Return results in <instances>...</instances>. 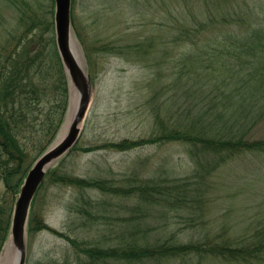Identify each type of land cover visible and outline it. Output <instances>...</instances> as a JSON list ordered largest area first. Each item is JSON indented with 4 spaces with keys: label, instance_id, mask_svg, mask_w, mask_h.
<instances>
[{
    "label": "trees",
    "instance_id": "1",
    "mask_svg": "<svg viewBox=\"0 0 264 264\" xmlns=\"http://www.w3.org/2000/svg\"><path fill=\"white\" fill-rule=\"evenodd\" d=\"M5 1L6 6L17 3ZM18 10L19 23L26 26L0 40V182L5 186L0 196V253L31 156L42 154L53 142L69 102V79L59 54L55 50L49 56L33 46L40 36L35 30L40 33L50 18L28 14L19 1ZM255 17L244 28L238 19L223 16L233 28L221 29L218 39L208 36L204 55L190 51L181 56L170 73L172 82L163 92L156 91L157 97L170 90L173 94L155 106L151 136L99 147L129 150L147 143L182 142L194 163L191 174L133 173L119 178L79 177L62 168L48 172L50 180L77 189L68 206L71 224L88 232L81 239L72 228L56 231L75 250L73 259L57 264H201L206 258L251 264L264 258V223L239 238L205 235L184 240L180 231L159 234L169 229L170 218L184 223V229H202L214 192L211 177L218 168L242 153L264 152V136L255 135L264 121V22ZM38 226L47 227L37 220Z\"/></svg>",
    "mask_w": 264,
    "mask_h": 264
},
{
    "label": "rangeland",
    "instance_id": "2",
    "mask_svg": "<svg viewBox=\"0 0 264 264\" xmlns=\"http://www.w3.org/2000/svg\"><path fill=\"white\" fill-rule=\"evenodd\" d=\"M18 1L28 14L38 17L46 14L50 18L51 22L45 23L40 33L38 28L35 30L40 36L33 46H39L49 56L55 50L58 53L55 0H17L16 4L8 6L5 0H0V40L18 34L26 26L19 23ZM223 16L238 19L244 28L256 20L255 16L264 22V0H73V30L81 59L93 82V91L78 142L57 159L48 172L62 168L79 177L115 174L119 178L133 173L142 177L191 174L194 163L188 146L182 142L147 143L129 150L99 147L107 142L152 135L155 106L159 107L161 101L173 94L170 90L157 97L156 91L163 92V86L172 82L170 73L173 74L181 56L190 51L203 54L208 49V36L218 35L223 28H233ZM211 18L215 20L208 28L192 32ZM167 106L169 102L164 106L165 112ZM65 119L50 146L64 130ZM255 135L264 136V121ZM87 147L95 149L85 150ZM40 155L31 156L30 168ZM211 180L214 192L206 209L204 227L184 229V223H175V219L170 218L165 219L170 223L169 229L160 230V235L180 231L178 235L184 240L205 235L239 238L264 223V152L240 154L220 166ZM42 184L29 214L26 264H57L73 259L74 248L56 231L72 228L81 239L88 236L87 229L82 231L70 220L68 206L77 189L54 182L48 175ZM4 192L5 186L0 182V196ZM10 196L13 197L11 191ZM37 220L47 227H37ZM180 227L183 229L177 230ZM6 251L10 257L8 240L0 255L7 256ZM171 261L162 264H178ZM201 264L233 263L206 258ZM251 264H264V258Z\"/></svg>",
    "mask_w": 264,
    "mask_h": 264
},
{
    "label": "water",
    "instance_id": "3",
    "mask_svg": "<svg viewBox=\"0 0 264 264\" xmlns=\"http://www.w3.org/2000/svg\"><path fill=\"white\" fill-rule=\"evenodd\" d=\"M73 0H55L56 45L69 79V105L66 124L58 140L46 149L29 169L20 188L12 217L10 257L0 255V264H26L27 224L34 197L44 182L49 167L78 142L87 116L93 82L81 59L80 47L72 25ZM7 252V251H6ZM8 257V258H6Z\"/></svg>",
    "mask_w": 264,
    "mask_h": 264
},
{
    "label": "bare ground",
    "instance_id": "4",
    "mask_svg": "<svg viewBox=\"0 0 264 264\" xmlns=\"http://www.w3.org/2000/svg\"><path fill=\"white\" fill-rule=\"evenodd\" d=\"M66 128V127H65ZM65 130V129H64ZM64 132V131H63ZM8 254V251L6 252Z\"/></svg>",
    "mask_w": 264,
    "mask_h": 264
}]
</instances>
